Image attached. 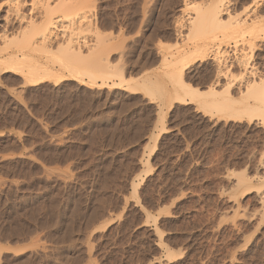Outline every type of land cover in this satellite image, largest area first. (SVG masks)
<instances>
[{
	"label": "rangeland",
	"instance_id": "obj_1",
	"mask_svg": "<svg viewBox=\"0 0 264 264\" xmlns=\"http://www.w3.org/2000/svg\"><path fill=\"white\" fill-rule=\"evenodd\" d=\"M77 3L54 17L83 25L78 58L54 47L53 73L37 84L0 72V264H264L263 115L226 120L198 103L170 108L172 94L141 86L146 62L170 87L171 61L193 51L185 79L208 100L228 97L225 80L211 90L203 75L218 63L236 86L264 79V34L255 28L264 0ZM228 3L226 18L242 31L190 27ZM102 59L129 84L82 83L56 63Z\"/></svg>",
	"mask_w": 264,
	"mask_h": 264
},
{
	"label": "bare ground",
	"instance_id": "obj_2",
	"mask_svg": "<svg viewBox=\"0 0 264 264\" xmlns=\"http://www.w3.org/2000/svg\"><path fill=\"white\" fill-rule=\"evenodd\" d=\"M71 1L70 0H31V2H29V0H7L5 5L3 6L5 8V11L3 13L4 16L2 18L0 17V21H1V24H0V29H1V32H0V72L6 71L10 73H21L25 77V84L27 85L37 84L39 81H41L44 78L49 77L50 75V72L52 70L51 68L53 67L50 64V61L48 60L49 58L48 55L51 53L54 47H57L58 49H62L63 50L62 53H65L64 55L67 54L68 58H73V57L78 58L80 55V50H81L80 48L82 47V44L80 45L81 47H79V44L81 43L80 41L82 40L80 38L84 34L83 33L84 30L81 28L83 25L78 26L79 24L77 25V22L75 24V21L73 22L71 20L69 22L67 20L68 21L67 24L66 25L62 24L63 25L62 26L61 23H64V22H62V20H60L59 18L54 17V14L56 13V11L59 13L60 11L58 10L61 9L62 6H66L67 8L71 4L75 5L76 1L79 3V1L81 2L85 0H73V2ZM28 7H29V13H26L25 9ZM72 7H75V6H72ZM72 7H69L67 11H71ZM212 8L213 6L210 9ZM61 12H63L62 9H61ZM229 13H230L229 3L222 7H217V8L214 7L206 16L203 17L202 20L200 18L199 21L201 22L198 21L199 22V23L197 22L198 24L196 23L193 25L194 22L192 21V25L191 26L189 25V26L190 27L194 26V28L197 27L196 29H198L202 25H204V24L200 25L203 21V23H205L208 26H212V28L213 27L218 28L219 31H220V28L222 29V25L224 27L225 26L227 27L226 28L227 31H231L232 29L230 28L233 25V24L231 25V23L233 22L229 23V20H232V19L226 18L227 15H229ZM260 23H258V25H256L255 28L257 31H260L259 32L260 34L261 32L264 34V25ZM238 24L239 23H237V25ZM248 24L249 23H247L246 25L249 26L250 24L249 25ZM251 24H254V23H251ZM255 24L257 23L255 22ZM235 25H233L232 27H235ZM240 25L238 26L240 27ZM179 26H178V33L181 37L182 32H183L182 30L185 29L186 27L184 24L179 25ZM219 26L221 27L219 28ZM228 26L230 27L228 28ZM238 26L235 27L234 29L239 30L240 28H243V29L245 28L244 27L245 24L243 25V27H240V28H238ZM254 26L252 27L253 30L255 29ZM252 28H249V30L251 31ZM240 30L242 31V29ZM234 31L235 30H233L232 32ZM188 35L189 34L187 33V36ZM83 40L85 39L83 38ZM189 40L191 39L189 38ZM57 51L59 52V50ZM193 52L194 53H190V54L187 53V55L183 54L184 56L183 57L181 56L182 58L181 59L179 58L180 60L171 61V64L173 65L172 66L173 69L172 71H170V73L166 75L169 79L168 84H170V87L166 85L167 83L166 84L164 83L165 81H163L164 78H162L163 77L161 76L162 74L161 75L157 74V76L154 77L155 74L152 76L150 73H148L150 72L149 68L151 66H149L150 62H146V66L143 68V70L145 69L144 71L145 72L148 71V72H146V74L144 75L141 86H143V88H145L147 91L153 90L155 93H158L162 97L168 93L172 94L174 102L170 104V108H172L174 103L187 104V103L192 102V103L200 104L201 108L204 109L205 114L207 115L211 114V116H214V111H215V113L219 114V119L225 118L226 120H232V119L237 120V119H242L244 116H248V115L250 118L252 117L254 118L256 115L258 116V113L260 114L259 117L262 118L261 116L262 114L263 119H264V114H263L264 113V79H261L260 78L261 76L258 78L251 76L252 78L247 77L246 79H244L245 78L244 77L243 79L246 81L243 83L240 82V85L236 86L233 83V81L229 79L230 77L228 74L229 70L228 69H227L228 71L224 70L223 65L220 66L219 63L218 65L216 64L217 66L214 64V67L216 66L214 68L215 75L213 76V71H208L206 74H203L205 76L204 78H207L209 81L212 79L213 82L211 81L212 84L210 85L211 90L212 89L214 90L215 89L214 87L216 86L222 85L223 80H225V83L223 82L222 93L224 92V94L227 95L228 97L223 96L224 98L222 100L220 99L218 100V99H213V98L210 99L211 96L209 95V100H208L205 98L208 96H205L204 93L201 94L199 88L192 86L185 79L187 75L186 71L188 70V68L192 66L198 60L197 59L198 56L196 52L195 51ZM80 59H83V58H80ZM63 60L65 59L63 58ZM73 61L72 62L65 61L66 63H64L63 61L58 60L57 62L54 61V63L55 62L58 63V65L60 66L59 69L61 68L66 69L71 76L79 78L82 83H88L89 85L95 84L98 82H103V84L105 85L107 84V81L112 82V84L110 85L112 87H121L124 83L129 84V80H127L128 78H125L122 72L121 73L109 72L108 60L103 61L102 59V61H99V62L96 60H91V62L87 61V63L89 62L88 65H84L86 62L83 64L81 63L82 65L81 64L77 65V64H74ZM80 62H83V61L80 60ZM249 64L250 63L244 60H238L236 62L237 67L241 69L246 75L251 74L250 73L251 66ZM98 67H100L101 70L99 69L98 72H96L95 69L97 70ZM201 73H204V72H201ZM200 75L202 77V74ZM242 76H245V75H242ZM83 77H88L89 78L88 82L87 81L85 82ZM116 80L117 82H115ZM210 92L211 91H209V93ZM219 93L220 92H218V94ZM213 95L214 96L212 97L216 98L215 96L216 94H213ZM236 95H237V98L235 99ZM260 112H263V113H260ZM254 113L256 114L255 116L253 115ZM165 131H166L165 128L161 130V132H165ZM154 150L155 148L152 150V152H154ZM263 168L264 166L262 167V169ZM262 172H263V175L262 176L260 175L261 177H258L257 180L259 183L264 184V170H262ZM239 181L240 182L237 184L245 183L246 177L243 176L241 180ZM237 186H240V185H237Z\"/></svg>",
	"mask_w": 264,
	"mask_h": 264
}]
</instances>
